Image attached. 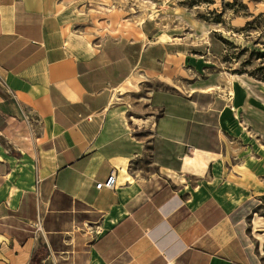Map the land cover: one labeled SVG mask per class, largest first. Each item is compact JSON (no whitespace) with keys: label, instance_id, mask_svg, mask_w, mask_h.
I'll use <instances>...</instances> for the list:
<instances>
[{"label":"crops","instance_id":"obj_1","mask_svg":"<svg viewBox=\"0 0 264 264\" xmlns=\"http://www.w3.org/2000/svg\"><path fill=\"white\" fill-rule=\"evenodd\" d=\"M61 1L0 0V264H264L248 196L209 175L226 136L195 113L213 108L152 91L150 141L132 136L113 92L134 85L132 43L93 46Z\"/></svg>","mask_w":264,"mask_h":264},{"label":"rangeland","instance_id":"obj_2","mask_svg":"<svg viewBox=\"0 0 264 264\" xmlns=\"http://www.w3.org/2000/svg\"><path fill=\"white\" fill-rule=\"evenodd\" d=\"M59 8L66 11L65 25L93 46L105 36L132 43L134 85L113 89L132 136L149 138L152 119L162 111L150 101L152 91L192 98L197 109L213 108L195 113L199 120L219 117L226 136L209 175L217 182L224 168L231 190L248 196L243 213L246 221L252 218L263 263L264 199L258 197L264 191V0H62ZM125 85L139 91L125 92Z\"/></svg>","mask_w":264,"mask_h":264},{"label":"built area","instance_id":"obj_3","mask_svg":"<svg viewBox=\"0 0 264 264\" xmlns=\"http://www.w3.org/2000/svg\"><path fill=\"white\" fill-rule=\"evenodd\" d=\"M114 173L110 172L103 180L95 182V187L99 188L101 185L107 186V187H113L114 183ZM163 264H170L169 261H165Z\"/></svg>","mask_w":264,"mask_h":264},{"label":"trees","instance_id":"obj_4","mask_svg":"<svg viewBox=\"0 0 264 264\" xmlns=\"http://www.w3.org/2000/svg\"><path fill=\"white\" fill-rule=\"evenodd\" d=\"M262 79H264V77ZM263 199H264V196H263ZM31 259L34 260L33 255H32V258Z\"/></svg>","mask_w":264,"mask_h":264}]
</instances>
